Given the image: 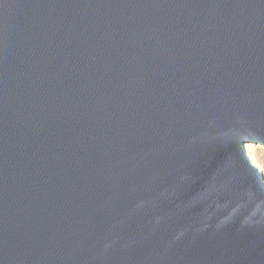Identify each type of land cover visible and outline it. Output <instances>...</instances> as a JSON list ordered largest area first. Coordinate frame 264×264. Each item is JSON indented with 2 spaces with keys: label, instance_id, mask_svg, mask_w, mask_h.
<instances>
[{
  "label": "water",
  "instance_id": "1",
  "mask_svg": "<svg viewBox=\"0 0 264 264\" xmlns=\"http://www.w3.org/2000/svg\"><path fill=\"white\" fill-rule=\"evenodd\" d=\"M264 0H0V264H264Z\"/></svg>",
  "mask_w": 264,
  "mask_h": 264
},
{
  "label": "rangeland",
  "instance_id": "2",
  "mask_svg": "<svg viewBox=\"0 0 264 264\" xmlns=\"http://www.w3.org/2000/svg\"><path fill=\"white\" fill-rule=\"evenodd\" d=\"M253 144V155L257 162V167L264 173V145L255 142H248L245 144Z\"/></svg>",
  "mask_w": 264,
  "mask_h": 264
},
{
  "label": "bare ground",
  "instance_id": "3",
  "mask_svg": "<svg viewBox=\"0 0 264 264\" xmlns=\"http://www.w3.org/2000/svg\"><path fill=\"white\" fill-rule=\"evenodd\" d=\"M252 147H254L253 144H247L245 146V150H246V153L249 156L250 160L252 161V163L254 165H257L256 159H255V157L253 155V148Z\"/></svg>",
  "mask_w": 264,
  "mask_h": 264
}]
</instances>
